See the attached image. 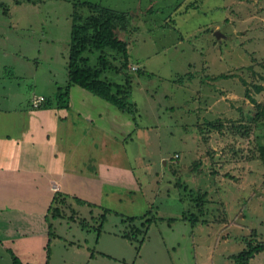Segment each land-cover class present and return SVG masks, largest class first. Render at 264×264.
I'll list each match as a JSON object with an SVG mask.
<instances>
[{
    "label": "rangeland",
    "instance_id": "rangeland-1",
    "mask_svg": "<svg viewBox=\"0 0 264 264\" xmlns=\"http://www.w3.org/2000/svg\"><path fill=\"white\" fill-rule=\"evenodd\" d=\"M89 4L128 17L115 34L129 63L105 50L102 75L129 76L136 109L121 115L127 138L115 129L101 153L115 175L101 188L121 200L65 194L43 255L20 261L235 264L247 242H264V0H0V108L64 88L73 7L84 19Z\"/></svg>",
    "mask_w": 264,
    "mask_h": 264
},
{
    "label": "crops",
    "instance_id": "crops-1",
    "mask_svg": "<svg viewBox=\"0 0 264 264\" xmlns=\"http://www.w3.org/2000/svg\"><path fill=\"white\" fill-rule=\"evenodd\" d=\"M56 93L54 88L40 96ZM31 101L32 96L27 107L0 108V253L9 255L6 246L19 260L28 252L43 255L50 240L48 223L53 226L60 218L49 217L53 198L62 208L65 194L83 206L81 196L121 200L101 188L100 182L115 180L101 153L115 129L125 140L130 127L122 111L78 86H71L67 108H33Z\"/></svg>",
    "mask_w": 264,
    "mask_h": 264
},
{
    "label": "trees",
    "instance_id": "trees-1",
    "mask_svg": "<svg viewBox=\"0 0 264 264\" xmlns=\"http://www.w3.org/2000/svg\"><path fill=\"white\" fill-rule=\"evenodd\" d=\"M89 6L93 9V13L84 19L76 12L77 6L73 7L67 61V83L64 88L58 89L54 98H45V101L38 108L50 106L67 108L69 106L70 88L71 86H78L114 105L122 112L135 113L134 104L128 101L131 93L129 76L126 75L122 83L110 82L102 78L103 73L112 67L111 62L106 57L105 50H113L122 59L123 66H127L129 63L127 44L118 39L115 34V29L124 30L126 28L127 13L100 5L89 4ZM93 52L98 53L95 65L90 64V58L87 55V53ZM113 68L115 67L113 66ZM257 108V116L264 117V105H258ZM260 150L264 154V147H261ZM177 157L178 155H176ZM52 202L53 205L49 208V217L53 219L61 217L60 208L62 207L59 206L57 198H53ZM47 220H49L48 217ZM127 220L134 221V218ZM101 226L102 223L99 228ZM48 229L50 238L55 236L50 222ZM124 237L129 238L130 235L125 233ZM5 248L11 257L12 264H25L10 248L6 246ZM261 251H264V242H257L256 244L247 242L246 248L234 255L233 259L235 264H249V261Z\"/></svg>",
    "mask_w": 264,
    "mask_h": 264
},
{
    "label": "built area",
    "instance_id": "built-area-1",
    "mask_svg": "<svg viewBox=\"0 0 264 264\" xmlns=\"http://www.w3.org/2000/svg\"><path fill=\"white\" fill-rule=\"evenodd\" d=\"M131 69H137V67L132 66ZM45 101L44 97L36 96L32 99L31 105L33 108H38Z\"/></svg>",
    "mask_w": 264,
    "mask_h": 264
},
{
    "label": "water",
    "instance_id": "water-1",
    "mask_svg": "<svg viewBox=\"0 0 264 264\" xmlns=\"http://www.w3.org/2000/svg\"><path fill=\"white\" fill-rule=\"evenodd\" d=\"M215 36L218 38L219 37V32H215Z\"/></svg>",
    "mask_w": 264,
    "mask_h": 264
}]
</instances>
